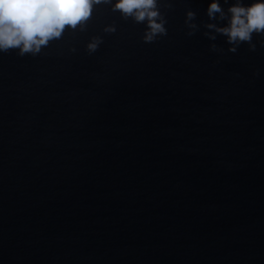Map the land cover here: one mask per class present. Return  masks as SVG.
<instances>
[{"label":"water","instance_id":"obj_1","mask_svg":"<svg viewBox=\"0 0 264 264\" xmlns=\"http://www.w3.org/2000/svg\"><path fill=\"white\" fill-rule=\"evenodd\" d=\"M113 2L0 50V264H264V31L156 0L146 40Z\"/></svg>","mask_w":264,"mask_h":264},{"label":"clouds","instance_id":"obj_2","mask_svg":"<svg viewBox=\"0 0 264 264\" xmlns=\"http://www.w3.org/2000/svg\"><path fill=\"white\" fill-rule=\"evenodd\" d=\"M99 0H0V50L18 47L20 52L39 50L50 39L59 37L65 25L75 27L86 20L94 3ZM156 0H114L112 7L125 17L135 21H146V40L156 33H163V21H158ZM228 23L223 27L209 24L225 34L228 41H248L251 34L264 31V0H252L247 6L232 4L227 9ZM209 17L224 12L218 0H210L207 8ZM188 17L193 16L189 11ZM94 48L95 44H90Z\"/></svg>","mask_w":264,"mask_h":264}]
</instances>
